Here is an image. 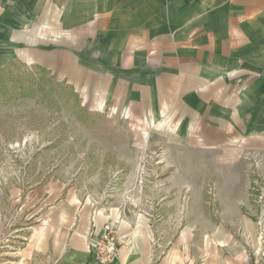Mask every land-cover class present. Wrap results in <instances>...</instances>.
<instances>
[{
	"label": "rangeland",
	"instance_id": "obj_1",
	"mask_svg": "<svg viewBox=\"0 0 264 264\" xmlns=\"http://www.w3.org/2000/svg\"><path fill=\"white\" fill-rule=\"evenodd\" d=\"M16 2L0 0V68L15 60L1 17ZM49 38L43 48H55ZM24 70L0 91V264H53L48 234L74 233L86 213L95 230L100 216L147 234L151 264H264V138L179 134L176 122L100 104L64 72L31 84L15 79Z\"/></svg>",
	"mask_w": 264,
	"mask_h": 264
},
{
	"label": "crops",
	"instance_id": "obj_2",
	"mask_svg": "<svg viewBox=\"0 0 264 264\" xmlns=\"http://www.w3.org/2000/svg\"><path fill=\"white\" fill-rule=\"evenodd\" d=\"M15 1L1 17L15 29L2 35L16 45L7 61L64 72L100 104L176 122L179 134L236 145L264 138V0ZM49 36L55 48H43ZM96 219V231L109 221ZM81 222L74 233L64 225L48 234L41 251L53 264H97L94 224L87 213ZM129 226L121 222L127 246L113 264H151L147 234Z\"/></svg>",
	"mask_w": 264,
	"mask_h": 264
},
{
	"label": "built area",
	"instance_id": "obj_3",
	"mask_svg": "<svg viewBox=\"0 0 264 264\" xmlns=\"http://www.w3.org/2000/svg\"><path fill=\"white\" fill-rule=\"evenodd\" d=\"M90 254L97 264H113L122 250L120 225L118 221H110L103 225L100 231L90 235Z\"/></svg>",
	"mask_w": 264,
	"mask_h": 264
},
{
	"label": "trees",
	"instance_id": "obj_4",
	"mask_svg": "<svg viewBox=\"0 0 264 264\" xmlns=\"http://www.w3.org/2000/svg\"><path fill=\"white\" fill-rule=\"evenodd\" d=\"M20 60H14V61H10L8 62L5 66L1 67L0 68V91L2 89L5 88V81H6V78H7V74H9L10 72H12V70L14 68H17V67H25L27 70H24V71H19L15 77V79L17 81H20V82H28V83H31V84H35V83H38L40 81H49L51 78L48 77V71L47 69H45L44 67L40 66V65H33L34 67H32L31 70H29L27 67H26V63H24ZM26 64V65H25ZM74 90V89H73ZM78 94H76L75 96H77Z\"/></svg>",
	"mask_w": 264,
	"mask_h": 264
}]
</instances>
